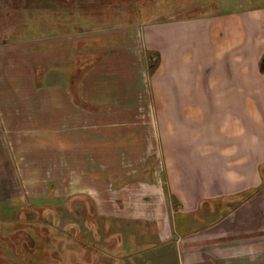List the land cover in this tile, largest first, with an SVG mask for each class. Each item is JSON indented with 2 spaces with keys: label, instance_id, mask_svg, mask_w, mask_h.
Wrapping results in <instances>:
<instances>
[{
  "label": "crops",
  "instance_id": "obj_1",
  "mask_svg": "<svg viewBox=\"0 0 264 264\" xmlns=\"http://www.w3.org/2000/svg\"><path fill=\"white\" fill-rule=\"evenodd\" d=\"M235 2L234 9L226 12L152 20L126 27V33L94 37L123 40L115 47L77 44L61 50L60 56L52 51L51 60L41 58L38 64L27 54L3 57L0 93L7 100L0 104V191H6V162L14 163L16 174L22 176L70 177L68 196L74 202L93 196L104 220L153 225L152 240H148L149 230L140 228L148 239L137 242L132 237L130 247L125 238L128 231L120 233L116 264H152L150 256L158 251L162 255L171 243V230L176 233L174 255L180 264H218L219 260L232 264V258L264 256V201L260 195L250 198L264 190V6L248 8ZM140 47L144 55L149 51L160 54L149 57L154 71L146 81ZM43 63L53 65L46 73L51 89L40 86L48 69ZM172 64L184 65L183 71L193 67V73L174 76ZM171 80H178L180 91L186 86L193 91L191 103L182 104L177 116L168 118L173 105L169 106L164 94L163 103L152 105L158 140L140 139L139 113L146 111L140 104L141 91H170ZM41 121L49 122L51 129L49 139L38 141L35 131ZM184 124L209 128L211 135L203 137L209 140L199 142L200 136H195L188 150L184 138L172 136ZM170 137L177 139L170 141ZM158 145L162 168L146 170L147 177L152 171L156 178L123 186L117 177L114 184L110 181L109 187L115 186L113 192L119 193L112 213L106 190L99 185L94 195L85 177L139 172L138 167L123 168V161L154 160L156 155L149 150ZM6 146L11 154L6 155ZM59 184L54 185L56 191L62 190ZM169 196H174L178 208L171 211L166 205L164 212ZM155 197L164 205L157 211ZM221 203L228 209L225 215H219L223 209L216 210ZM72 212L76 214L68 213ZM214 212L218 219L212 222ZM77 216V221L85 218ZM205 220L206 229L201 225ZM72 223L70 227L76 221ZM83 230L91 232L89 227ZM88 234L84 233L90 241ZM155 236L157 249L150 244ZM101 253L105 258L111 255Z\"/></svg>",
  "mask_w": 264,
  "mask_h": 264
},
{
  "label": "rangeland",
  "instance_id": "obj_2",
  "mask_svg": "<svg viewBox=\"0 0 264 264\" xmlns=\"http://www.w3.org/2000/svg\"><path fill=\"white\" fill-rule=\"evenodd\" d=\"M210 1H212L210 4H204ZM235 1L240 2L243 5L242 7L264 6V0H0V63H2L4 58L14 59L18 57L17 55L27 54L35 59V64H38L41 58L51 60L52 56H54L52 51L60 56L61 50L64 51L68 47L77 46V44L89 43L91 47L96 45H112L115 47L119 42L122 43L123 40L120 41L118 37L114 38L112 36L110 40L107 37H94L113 31L126 33V27L139 26L152 20H180L197 17L200 14L209 15L230 11L234 9ZM188 50L187 52L192 54L193 59L194 53L191 52V48H188ZM139 52L144 55L141 47ZM158 56H160L159 53L155 54L152 51L144 55L145 59L142 60L144 68L141 69V73H144L145 81L147 80L146 76L149 73L151 75L154 71L151 69L153 63L148 61L149 57ZM42 65H46L48 69L43 71L44 80L40 86L42 90L44 88L51 89V83L47 81L46 73H50L53 65L50 63H43ZM189 66L190 64L186 65V70ZM182 68H185L184 65L172 64L171 73L176 71L172 73L174 76L178 74L189 76V73H193V67L190 68V71H183ZM170 82V91H141L143 96L140 98V104L146 107L144 108L146 111H140L139 113V124H142L138 130L140 139L144 138L151 141L156 138L158 140L159 133L154 123L155 116L152 105L158 102L163 103L164 94H166L169 106L173 105L172 111L166 113L168 118L169 115L177 116L176 111L182 104L191 103L193 95L191 96L190 93H193V91H188V86H186L185 91L184 89L180 91L178 80H171ZM42 92L44 93V91ZM48 92L50 104L51 91ZM6 100V97H3L0 93V104H2V101L6 103ZM41 122V126L39 123L37 131H35V138L38 141L40 139H49L51 129L49 122ZM184 125L186 126H179L174 129L178 133L174 132L172 136L184 138L187 142L188 150H191L193 146L191 142L192 139H195V136H200L199 142L209 140L203 138L207 137L208 134L211 135L209 128H199L189 124ZM198 130L200 132L196 133ZM1 131L0 122V133ZM173 137H170V141L177 139ZM175 144L174 146H176ZM10 150L6 146V155L11 154ZM150 152H154L156 160L150 161L148 159L146 160L147 164L145 161L143 164L142 161H137V163L130 160L123 161V168L124 166L127 169L138 167L139 172L134 174H126L123 177H112L109 175H104V177L97 175L85 177L90 180V188L95 193L94 195L99 192V185L103 186L102 190H106L105 193L108 194L107 198L109 199L110 206L107 208L113 211L112 213H114L115 209L114 197L117 198L116 195H119V193L113 192L112 188L114 189L115 186L109 187L110 181L117 177V182L123 186L128 185L133 180L141 182L147 178L151 180L156 178L152 171L162 168L160 146L152 147L149 150ZM150 168L152 171L147 177L146 170ZM17 171L14 163L9 165L6 162V191H0V264H116L117 262L114 258L117 256H115L118 244L117 237L122 231H128V235L125 236L128 247L132 246V243H130L132 237L137 239V242H145L148 238V240L153 239L156 232L153 225L136 224L130 221L121 222L113 218L104 220V217L102 218L97 211V202L93 199V196L91 198L85 196L84 202L88 204L85 207L82 205L84 203L82 198H75L79 199L80 202H74L72 197L68 196L67 191V180L70 177L57 176L59 179H56L48 174L22 176L19 175V172L16 174ZM159 177L163 179V173ZM58 181L61 182L59 184L62 187L61 191L55 190L56 186L54 185ZM125 194L130 197L131 192L126 190ZM257 195L264 197V190L256 195L253 194L250 198ZM154 200L156 202V211L164 206L163 200L156 197ZM166 200L168 202L162 208L164 212L168 210V205L171 206V211L177 210L178 202L174 196H169V199L166 197ZM222 209L223 212L222 214L219 213V215H225V209L226 211L228 209L227 207L224 209L222 203L216 205L218 212ZM248 209L245 211H249ZM70 210H73L76 214L73 212L69 214ZM77 214H82L85 218L77 221ZM215 216L216 218L211 219L212 222L218 219V215L216 214ZM69 220L71 221L68 222ZM73 220L76 221L75 226L70 227L73 225ZM207 224L205 220L201 224L202 228L206 229L208 227ZM191 225L194 226V223ZM223 226L225 227L226 225L223 224ZM84 227L87 229L89 227L91 232L83 230ZM140 228L149 230L150 235L148 238L143 232L144 230L142 231ZM138 229L139 232H137ZM84 233H89L90 241ZM175 235L176 233L171 230V243L164 248L162 255H159L158 251L157 254L153 253L150 256L153 261L152 264H180V262L178 263V257L174 255L175 243L173 236ZM77 238L80 241H75ZM154 241L150 243L151 247L157 249L156 236ZM82 243L85 244L84 246L87 244L89 246L83 247ZM101 252L111 255L105 258L103 256L104 253ZM217 263L225 264V261L219 260ZM230 263L264 264V256L232 258Z\"/></svg>",
  "mask_w": 264,
  "mask_h": 264
},
{
  "label": "bare ground",
  "instance_id": "obj_3",
  "mask_svg": "<svg viewBox=\"0 0 264 264\" xmlns=\"http://www.w3.org/2000/svg\"><path fill=\"white\" fill-rule=\"evenodd\" d=\"M264 196V195H263ZM264 198V197H263ZM261 201V200H260ZM258 205V204H257ZM254 206H256V205H254Z\"/></svg>",
  "mask_w": 264,
  "mask_h": 264
}]
</instances>
